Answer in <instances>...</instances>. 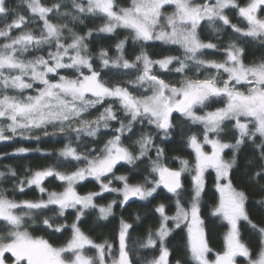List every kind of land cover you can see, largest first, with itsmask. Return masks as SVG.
<instances>
[{
  "label": "snow or ice",
  "instance_id": "snow-or-ice-1",
  "mask_svg": "<svg viewBox=\"0 0 264 264\" xmlns=\"http://www.w3.org/2000/svg\"><path fill=\"white\" fill-rule=\"evenodd\" d=\"M163 46L178 54L148 51ZM41 136L66 141L42 153L53 164L0 171V264H264L249 212L264 213V0H0V141ZM30 151L42 150L0 157ZM209 176L219 251L202 216ZM85 182L98 190L81 194ZM28 191L40 195L16 198ZM130 201L146 209L132 222ZM117 207L97 242L86 218L100 227ZM178 229L185 259L173 262Z\"/></svg>",
  "mask_w": 264,
  "mask_h": 264
},
{
  "label": "trees",
  "instance_id": "trees-1",
  "mask_svg": "<svg viewBox=\"0 0 264 264\" xmlns=\"http://www.w3.org/2000/svg\"><path fill=\"white\" fill-rule=\"evenodd\" d=\"M19 3V0H9V4L12 6H15ZM159 44V42H157ZM172 48H175L176 46H171ZM149 53H161L163 55L168 54H178L175 51L169 52V46H163V47H156V48H149ZM249 59H252L251 55V49L249 50ZM256 55L259 56L260 53L256 52ZM153 58H160L159 56H154ZM195 130V128H193ZM62 138L59 137H43L41 136L40 140H22L20 138H17L13 141H0V154L4 153H12L16 148L18 147H26L29 149H40L42 151H30L27 154L17 155V156H2L0 157V171H6L5 166H11L12 168L16 169L17 172L21 175L24 174L25 168H38L47 166L49 164H53L55 162V155L53 156H45L42 153L43 152H55V150L63 147L62 142H57L58 140H61ZM190 152V150H188ZM170 155L175 154H181V153H173L170 152ZM227 156L231 155V152L226 150ZM254 153L250 148L245 149L240 154V161L239 164L241 165V170L244 165V161L246 157H251ZM186 155V154H182ZM187 158V157H186ZM174 166H178V163L174 162ZM123 169H119L117 174L123 173ZM189 179L186 176L185 179V185L186 189H190ZM11 181L7 182H0V186L8 187L10 186ZM59 182H52L47 183L46 186L49 188V190H56L60 191L61 188H59L58 185ZM115 186H119L116 184ZM237 186L243 188L246 192L250 195V201L254 200L256 197L252 195L254 192V188L250 187L244 182L237 181ZM98 190V186L95 185L94 182H85L84 186L78 187V191L81 192V194L87 192V191H95ZM38 192L28 191L27 195H19L16 198L17 199H36L39 197ZM107 200L99 201L100 203H107L108 200L113 199V195L106 194ZM215 190L212 186V177L209 176L208 178V185L206 188V194L203 197L202 201V216L205 220V227H206V233L209 235L210 238V245L217 251L222 249L223 246V234L227 230L226 226L222 225L220 221H218L216 218L211 217L209 215L211 206L215 200ZM130 206L127 207L126 211H123L124 218L127 219L129 222H132L134 219L135 214H140L143 217L144 212L146 209L139 207V204H142L143 202H135L132 201L129 202ZM116 216L117 219L112 220L111 223L109 222H100L101 226L96 227L93 224V218L89 217L86 218V223L83 225L84 230L97 242H102V240L105 237H112L113 232L118 226V218L121 215L122 210L120 208H116ZM249 212L252 217V219L257 223L264 226V213L259 211L257 208H254L250 202L249 204ZM71 219V217H69ZM111 220V218H110ZM151 223L150 220L145 219L143 227L146 228ZM242 236L245 240V242L250 243V246L255 249L257 245V238L254 233H252L242 222L241 227ZM137 233H133V235H136ZM183 240H184V233H182L179 229L176 231V233L173 234L172 237L169 238V247L173 250L172 256L170 259L175 261V259L180 258L182 260L185 259L183 254ZM58 243H62L63 239L57 241ZM210 258H212L210 256ZM240 263H244V260L239 258Z\"/></svg>",
  "mask_w": 264,
  "mask_h": 264
},
{
  "label": "water",
  "instance_id": "water-1",
  "mask_svg": "<svg viewBox=\"0 0 264 264\" xmlns=\"http://www.w3.org/2000/svg\"><path fill=\"white\" fill-rule=\"evenodd\" d=\"M240 264H244V263H240Z\"/></svg>",
  "mask_w": 264,
  "mask_h": 264
},
{
  "label": "rangeland",
  "instance_id": "rangeland-1",
  "mask_svg": "<svg viewBox=\"0 0 264 264\" xmlns=\"http://www.w3.org/2000/svg\"><path fill=\"white\" fill-rule=\"evenodd\" d=\"M241 259H243V258H241ZM244 260V259H243Z\"/></svg>",
  "mask_w": 264,
  "mask_h": 264
}]
</instances>
